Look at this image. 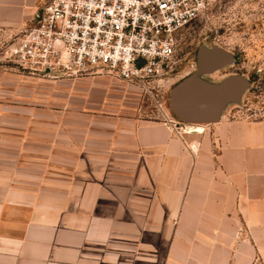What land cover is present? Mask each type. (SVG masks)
<instances>
[{
	"label": "crops",
	"instance_id": "obj_1",
	"mask_svg": "<svg viewBox=\"0 0 264 264\" xmlns=\"http://www.w3.org/2000/svg\"><path fill=\"white\" fill-rule=\"evenodd\" d=\"M14 1L20 27L27 1ZM4 81L0 264H264V120L208 134L102 122L96 138L28 120Z\"/></svg>",
	"mask_w": 264,
	"mask_h": 264
},
{
	"label": "rangeland",
	"instance_id": "obj_2",
	"mask_svg": "<svg viewBox=\"0 0 264 264\" xmlns=\"http://www.w3.org/2000/svg\"><path fill=\"white\" fill-rule=\"evenodd\" d=\"M26 1L22 6L26 19L16 27L10 25L6 13L14 9L15 1L0 0V79H5V87L12 91L6 104L26 105L28 120H38L40 116L43 121L69 119L78 124L79 130L90 124V131L96 138L102 137V122H122L124 125L145 119L168 124L178 133L187 126H201L203 133L208 134L214 124L182 122L170 107V90L196 72L197 52L201 47L222 48L234 59L231 65L204 76L205 79L219 83L239 74L251 83L240 103L229 105L222 119L264 120V0H208V11L187 34L184 43L187 60L172 78L156 85L152 93L146 91V87L118 81L99 71L49 78L23 75L12 68L5 56L15 32L31 25L36 14L50 0Z\"/></svg>",
	"mask_w": 264,
	"mask_h": 264
},
{
	"label": "built area",
	"instance_id": "obj_3",
	"mask_svg": "<svg viewBox=\"0 0 264 264\" xmlns=\"http://www.w3.org/2000/svg\"><path fill=\"white\" fill-rule=\"evenodd\" d=\"M208 9V0H50L15 32L5 61L33 77L99 71L152 93L183 66L187 34Z\"/></svg>",
	"mask_w": 264,
	"mask_h": 264
},
{
	"label": "water",
	"instance_id": "obj_4",
	"mask_svg": "<svg viewBox=\"0 0 264 264\" xmlns=\"http://www.w3.org/2000/svg\"><path fill=\"white\" fill-rule=\"evenodd\" d=\"M41 13L37 19H40ZM233 60V55L222 48L199 49L196 72L170 90V107L180 121L213 125L220 122L229 105L240 103L251 84L244 76L234 74L219 83L204 78L231 65Z\"/></svg>",
	"mask_w": 264,
	"mask_h": 264
},
{
	"label": "bare ground",
	"instance_id": "obj_5",
	"mask_svg": "<svg viewBox=\"0 0 264 264\" xmlns=\"http://www.w3.org/2000/svg\"><path fill=\"white\" fill-rule=\"evenodd\" d=\"M193 125H195V124H193ZM192 128H194V127H192V126H187L185 129L186 130H184L185 132H188V133H191L190 132V130L192 129ZM193 130H199V131H203V127H201V126H196Z\"/></svg>",
	"mask_w": 264,
	"mask_h": 264
},
{
	"label": "flooded vegetation",
	"instance_id": "obj_6",
	"mask_svg": "<svg viewBox=\"0 0 264 264\" xmlns=\"http://www.w3.org/2000/svg\"><path fill=\"white\" fill-rule=\"evenodd\" d=\"M197 57H198V52H197Z\"/></svg>",
	"mask_w": 264,
	"mask_h": 264
}]
</instances>
